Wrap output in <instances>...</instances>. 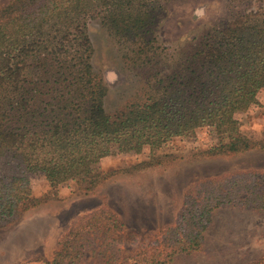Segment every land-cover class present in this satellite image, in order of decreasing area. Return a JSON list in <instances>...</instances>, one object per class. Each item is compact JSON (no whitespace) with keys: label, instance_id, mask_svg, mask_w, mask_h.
Wrapping results in <instances>:
<instances>
[{"label":"trees","instance_id":"obj_1","mask_svg":"<svg viewBox=\"0 0 264 264\" xmlns=\"http://www.w3.org/2000/svg\"><path fill=\"white\" fill-rule=\"evenodd\" d=\"M162 1L0 4V228L37 204L23 201L29 172L41 173L54 197L71 182L88 192L105 179L97 164L103 157L148 147L150 160L173 138L203 128L212 138L201 151L206 156L264 150V138L247 135L236 116L258 103L264 87V0L175 48L168 73H151L157 47L144 35ZM93 18L120 38H137L128 57L147 71L139 89L110 112L107 86L91 63ZM224 206L264 211V170L193 181L177 215L146 243L116 211L90 210L69 223L42 264H77L87 250L97 260L85 264H170L202 249L213 212Z\"/></svg>","mask_w":264,"mask_h":264},{"label":"rangeland","instance_id":"obj_2","mask_svg":"<svg viewBox=\"0 0 264 264\" xmlns=\"http://www.w3.org/2000/svg\"><path fill=\"white\" fill-rule=\"evenodd\" d=\"M7 1L0 0V4ZM257 6L254 0H163L149 34L144 35L153 39L159 60L149 71L168 73L173 67L170 58L176 54L175 48L185 49L192 38L200 39L210 28ZM87 32L93 46L91 63L107 86L104 108L110 112L139 89L147 71L128 57L137 38L127 40L112 34L98 18L88 20ZM257 99L258 103L238 111L236 116L247 135L264 138V87ZM211 141L203 128L189 136L173 138L150 160L148 147L103 157L97 164L105 179L88 192L80 191L71 182L60 186L54 197L46 193L50 190L43 175L29 172L23 201L37 204L10 226L0 228V264H42L58 248V240L69 223L98 207L116 211L126 230L137 232L146 243L161 225L175 217L183 189L193 181L229 171L264 170V150L206 156L201 151ZM124 252L128 254L129 249L125 247ZM96 260L87 250L77 264ZM253 262L264 264V211L224 206L214 211L202 250L178 256L174 264Z\"/></svg>","mask_w":264,"mask_h":264},{"label":"crops","instance_id":"obj_3","mask_svg":"<svg viewBox=\"0 0 264 264\" xmlns=\"http://www.w3.org/2000/svg\"><path fill=\"white\" fill-rule=\"evenodd\" d=\"M191 184V183H190ZM189 184V185H190ZM188 185V186H189ZM187 189V187H185L184 189H183V193L185 192V190ZM183 193L181 194L182 195V197H183ZM220 208H222V207H220ZM219 209V208H218ZM217 210V209H216ZM178 211L179 210H177V213H178ZM177 213H176V215H177ZM214 213V212H213ZM175 215V216H176ZM213 215V214H212ZM174 218V217H173ZM172 221V220H171ZM170 222V221H169ZM169 222H167V223H169ZM211 222H212V217H211ZM210 222V223H211ZM162 226V225H161ZM204 239H205V232H204ZM203 245H204V242H203ZM203 248V247H202ZM202 250V249H201ZM200 250V251H201ZM200 251H198V252H200ZM198 252H196V253H193V254H197ZM188 255H191V254H188ZM178 256H187V254H178V255H176L174 258H173V261L170 263V264H174L175 262H176V260H177V258H178Z\"/></svg>","mask_w":264,"mask_h":264}]
</instances>
